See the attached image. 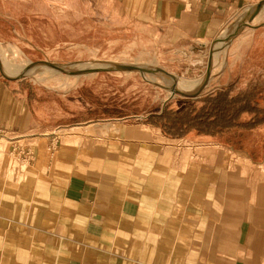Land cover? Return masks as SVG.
<instances>
[{
	"label": "rangeland",
	"instance_id": "obj_1",
	"mask_svg": "<svg viewBox=\"0 0 264 264\" xmlns=\"http://www.w3.org/2000/svg\"><path fill=\"white\" fill-rule=\"evenodd\" d=\"M157 1L0 0V108L9 111L7 95H13L21 118L0 132V264H67L62 237L80 233L59 188L69 171L83 175L88 163H105L104 174L113 167L128 174V128L137 139L159 142L168 159L178 154L176 169L197 204L216 210L228 184L225 205L249 208L259 181L254 173L260 174L264 200V123L244 130L242 149L195 133L172 139L147 123L167 105L177 110L193 103V96L223 88H231L232 95L264 90V4L257 10L264 0L245 2L203 40L158 21ZM142 9L148 14L141 15ZM246 22L229 44L218 43L225 30ZM174 83L188 96L173 93ZM259 106L264 108V98ZM210 168L213 190H205ZM254 239L260 242L232 244L244 260L214 262L208 256L222 246L210 234L209 243L191 250L195 255L202 248L200 261L175 264H264V228Z\"/></svg>",
	"mask_w": 264,
	"mask_h": 264
},
{
	"label": "crops",
	"instance_id": "obj_2",
	"mask_svg": "<svg viewBox=\"0 0 264 264\" xmlns=\"http://www.w3.org/2000/svg\"><path fill=\"white\" fill-rule=\"evenodd\" d=\"M253 1L256 0H158L156 14L158 21L169 22L184 36L203 40L213 36L239 6ZM132 5L128 2V6ZM143 14L147 15L148 10L142 9ZM132 16L129 15L128 20ZM139 21L148 24L142 17ZM7 97L12 104L9 111L0 108V128L17 126L21 119L16 98ZM152 128L160 131L159 127ZM127 132L131 145L125 158L128 174L118 173L114 167L104 174L105 163L100 166L88 163L81 171L83 175L64 173L68 178L59 188L61 200L67 202V213L78 222L77 233H80L62 237L67 246L63 250L67 264H84L91 259L97 264H117V261L175 264L181 260L196 263L203 255L202 248L195 255L191 250L209 243L206 239L210 234L214 237L213 243L222 247L220 252L210 253L208 260H244L232 244L260 242L254 239L264 228L260 174H253L254 178L256 176L253 180L259 181L254 184L255 203L252 206L246 209L243 205H225L229 197L226 184L225 194L220 197L222 204L213 210L212 205L197 204L190 198V189L185 190L189 187L184 182L185 175L175 166L178 154L168 159L159 142L135 138L133 128H128ZM135 145L137 148L133 151ZM260 163L262 161L257 164ZM134 168L141 173L134 172ZM209 171L205 190H213L214 173L212 168ZM116 244H123V248L118 251ZM182 247L187 250L183 251Z\"/></svg>",
	"mask_w": 264,
	"mask_h": 264
},
{
	"label": "trees",
	"instance_id": "obj_3",
	"mask_svg": "<svg viewBox=\"0 0 264 264\" xmlns=\"http://www.w3.org/2000/svg\"><path fill=\"white\" fill-rule=\"evenodd\" d=\"M231 91L223 88L204 97H190L193 103L177 110L167 105L160 114L151 115L147 123L160 127L168 137L208 135L242 149L244 130L264 123V108L259 106L264 90L247 89L235 95ZM244 114L249 118L244 119Z\"/></svg>",
	"mask_w": 264,
	"mask_h": 264
},
{
	"label": "bare ground",
	"instance_id": "obj_4",
	"mask_svg": "<svg viewBox=\"0 0 264 264\" xmlns=\"http://www.w3.org/2000/svg\"><path fill=\"white\" fill-rule=\"evenodd\" d=\"M264 3H261V5H260V7L257 9L258 11L260 10V8L262 7V5H263ZM252 8V7H251ZM247 11V10H246ZM251 11V10H250ZM264 11V10H263ZM253 13V12H252ZM245 15V14H244ZM258 16H260V19H262V18H264L263 16H262V18H261V13H260V15H258ZM243 17V16H242ZM257 17V16H256ZM245 18V17H244ZM258 19H259V17H257ZM242 19V18H241ZM255 19V18H254ZM244 20V19H243ZM242 20V21H243ZM250 20V19H249ZM252 20V19H251ZM256 20V19H255ZM254 20V21H255ZM242 21H241V23H242ZM256 22V21H255ZM240 23V22H239ZM237 24V23H236ZM248 25V23L246 22V23H244L243 25H242V27L240 28H237V26H236V30H235V25H233L231 28H228L227 30H225L224 32H223V39L222 40H220V41H218V43L220 44H229L230 42H231V37H232V35L233 34H236V32L237 31H239V30H242L243 28H245L246 26ZM234 32V33H233ZM16 55V54H15ZM82 64V63H81ZM86 65H88V64H86ZM96 65V64H95ZM132 65V64H131ZM79 66V65H78ZM84 66V65H83ZM91 66V65H90ZM136 66V65H135ZM72 67V66H71ZM80 67V66H79ZM87 67V66H86ZM33 68V67H32ZM81 68V67H80ZM64 69H66V68H64ZM82 70H84V69H82ZM37 72V71H36ZM42 73V72H41ZM192 86V85H191ZM180 86H178V88H179ZM194 87V86H193ZM196 87H197V85H196ZM182 89V88H181ZM196 89V88H195ZM195 89H193V90H195ZM185 90H187V89H185ZM189 90V89H188ZM193 90H191V91H193ZM197 90V89H196ZM175 91H181V90H178V89H176V87H175V83L172 85V92L174 93ZM190 91V90H189ZM182 92H184V91H182ZM185 93H188V92H185Z\"/></svg>",
	"mask_w": 264,
	"mask_h": 264
},
{
	"label": "water",
	"instance_id": "obj_5",
	"mask_svg": "<svg viewBox=\"0 0 264 264\" xmlns=\"http://www.w3.org/2000/svg\"><path fill=\"white\" fill-rule=\"evenodd\" d=\"M118 67L121 68V69H125V70H139V71H144L145 70V68H142L140 66L131 65V64H119ZM175 92H178L180 94L188 96V93H185V92H182V91H175Z\"/></svg>",
	"mask_w": 264,
	"mask_h": 264
},
{
	"label": "built area",
	"instance_id": "obj_6",
	"mask_svg": "<svg viewBox=\"0 0 264 264\" xmlns=\"http://www.w3.org/2000/svg\"><path fill=\"white\" fill-rule=\"evenodd\" d=\"M1 131L3 132V131H4V128H0V132H1Z\"/></svg>",
	"mask_w": 264,
	"mask_h": 264
}]
</instances>
